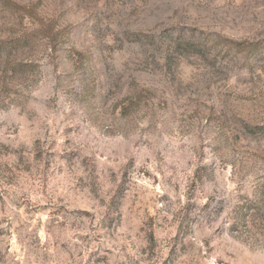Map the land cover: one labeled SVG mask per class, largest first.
<instances>
[{"label":"rangeland","instance_id":"obj_1","mask_svg":"<svg viewBox=\"0 0 264 264\" xmlns=\"http://www.w3.org/2000/svg\"><path fill=\"white\" fill-rule=\"evenodd\" d=\"M6 1L0 264H264V0Z\"/></svg>","mask_w":264,"mask_h":264},{"label":"trees","instance_id":"obj_2","mask_svg":"<svg viewBox=\"0 0 264 264\" xmlns=\"http://www.w3.org/2000/svg\"><path fill=\"white\" fill-rule=\"evenodd\" d=\"M3 4L7 10L14 11L16 13H25L28 15L34 14L30 9L20 7L10 1L3 0ZM53 32H54L53 27L45 25L43 22H39V29L37 36L45 38L47 42L50 43L53 42L55 39ZM21 40L22 42H24L25 39L21 38ZM215 40H223L224 44L221 48L222 50H225L226 53L232 50L233 52L244 54L245 58H248L253 53L264 50V41H259V42L233 41L227 38H221L220 36H216ZM0 49H2L1 42H0Z\"/></svg>","mask_w":264,"mask_h":264}]
</instances>
